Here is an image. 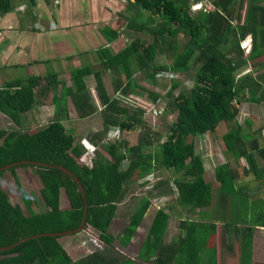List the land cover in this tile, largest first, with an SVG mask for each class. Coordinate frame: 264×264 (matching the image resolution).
I'll return each mask as SVG.
<instances>
[{
  "label": "trees",
  "instance_id": "obj_1",
  "mask_svg": "<svg viewBox=\"0 0 264 264\" xmlns=\"http://www.w3.org/2000/svg\"><path fill=\"white\" fill-rule=\"evenodd\" d=\"M212 1L215 10L190 12L185 0H126L123 12L130 13L123 15L126 26L137 31H149L152 40L142 45L141 40L135 37L115 53L106 48L98 51L103 70H120L126 78L124 84L118 79L113 86L114 91L122 93H125L126 87L131 90L133 85L129 59L133 60L135 69L142 71L147 80H153L158 71L184 72L188 69L189 61L199 63L193 74V84L185 92L179 91L173 96L172 91L178 83L176 80L170 82L165 95L170 97L167 106L174 113V119L166 127L162 139L153 132L156 145L152 152L142 153V148L150 146L152 141L146 135H139L137 142L132 145L124 140L100 142L105 155L95 152L93 158L89 159V165L81 159L84 148L74 144L73 135L61 120L67 118V98L78 118L93 113L94 106L86 90L84 77L92 75L96 99L101 106V132H94L89 138L93 146L94 140L100 141L101 134L109 127L129 130L132 126L139 125L143 113L140 107H126L116 98L109 97L100 78V70H91L89 65L70 68L68 86L63 80L57 79L53 71L42 75L31 74L24 78L16 77L0 86V113L14 125H18L22 115L39 102L37 97H46L48 94L54 116L45 125L31 132L0 129V166L29 160L69 169L78 178L87 203L84 226L88 225L97 231V238L106 247V251L111 248L112 240L107 227L115 215L117 204L122 201L134 180L156 168L171 169L176 174L173 185L178 205L188 211L210 205L211 187L203 178L202 160L194 152L191 138L214 131L221 121L232 122V126L220 135L224 152L233 160L242 158L245 161L241 174L245 175L249 171L258 182L264 179V164L258 166L252 153L253 150L264 159V146H259L249 134H240V125L235 120L237 109L234 106L241 99L251 103L264 102V77L259 76L260 74L251 75V71L264 69V0H245L242 21L235 25L231 24L230 17L233 13L238 18L233 8L240 0ZM8 9V0H0V14ZM144 11L147 14L143 16ZM106 29L103 27L102 33L107 41L117 36L116 29H107V32ZM179 34L185 39L180 49L175 51ZM246 35L249 36V49L243 56V49L238 45ZM163 49L171 52L169 66L154 64L152 61L154 54ZM244 65H249L251 70L239 74L238 70ZM245 141H249L248 148H245ZM119 148H123V152H118ZM126 159L127 164L122 167ZM15 167L7 170L11 173L26 214L17 204L8 202L5 192L0 188V246L35 233L70 230L79 224L81 197L75 183L66 173L54 168L35 166V173L40 180L38 194L46 207L45 210L35 212L32 209V203L35 202L22 192L13 171ZM213 169L218 186L215 194L217 198L212 204H218L221 208L220 217L225 219L226 227L237 230L235 222L245 219L248 233L241 243L249 247L252 226H264V208L259 211L247 201L250 191L246 184L234 188L235 184H242L236 183L239 171L237 167L224 161ZM61 188L68 201V206L64 208H60L58 203ZM237 194L241 198L233 199L237 200V204L233 202L230 210L226 204H230L229 198ZM240 203L243 209L237 214ZM148 204L145 196L137 201L118 237L122 245L125 246L132 237ZM223 205L226 206L224 210ZM256 216L258 218H254ZM167 218L168 214L162 208L155 210L140 243L137 257L143 259L142 253L152 248L154 255L151 254L150 257L155 263L169 264L177 261L181 264H195L198 251L194 248V243L203 245L214 226L195 222L193 219L179 220L182 235L178 233L169 243L163 244L161 236ZM103 249V255L92 251L85 257L72 261L57 237L38 236L1 251L0 264L132 263L126 257H106Z\"/></svg>",
  "mask_w": 264,
  "mask_h": 264
},
{
  "label": "rangeland",
  "instance_id": "obj_2",
  "mask_svg": "<svg viewBox=\"0 0 264 264\" xmlns=\"http://www.w3.org/2000/svg\"><path fill=\"white\" fill-rule=\"evenodd\" d=\"M119 1L122 4L126 2V0ZM244 2V0H240L237 4H234V6H236L234 8L239 9L241 5L244 6ZM146 12L147 11H144L143 16L147 14ZM112 21H114V18L112 19ZM237 21L241 22V19L239 20L238 18ZM125 22L126 18H119L116 23H112V25L115 26V29L117 31L116 33L118 35L117 37H119L118 40L122 47L128 44L135 37H138L141 40L142 45H146V43L152 40L151 33L149 31H137L135 29H132L131 27L126 26ZM235 24L236 23H233V25ZM107 29L111 30L110 28ZM101 34L103 35L102 30ZM184 39L185 37L181 36V34L178 35L175 51H178L180 49ZM238 46L239 48H243L242 55H246L249 48V39L247 37L241 39ZM78 47H82V45L80 46L79 44ZM74 49L76 51V49L78 48L75 46ZM111 50L112 49H109L110 52ZM92 53H94V55L93 57H90ZM99 53L100 52L95 54V52H91L89 55V52H87L85 53L86 55H74V57H72L73 59L71 61V67H69L68 69L72 67L89 65L91 70H100V78L103 82L108 96L116 98L121 104H124L126 107H140L143 110V113L140 117L141 123L139 125L132 126L129 130L118 129L116 128V126L109 127V129H107L104 134H101L102 138L100 139V141L97 139L94 140L95 145L92 152H88V154H85V151L88 150L89 146L87 144H82L83 139H85L87 143L91 144L89 139L90 134L94 132H101L102 125L100 115L101 106L96 99L94 91V79L92 75L84 77L86 90L88 92V95L90 96L91 104L94 106L93 113L91 115H88V118H86V120H80L78 119V117H76L74 108L72 109L73 106L68 105L69 114L71 117L64 118L61 121L65 128H68L70 130L69 132L73 134L74 144H79L84 148L83 156L86 155V157H83L82 160L85 163H88V165L89 159L91 160L93 158L95 152H101V154L105 155L101 147V143L104 142H116L119 140H124L128 145H132L137 142L139 135H146V138H149L152 143L148 147H143L142 153L152 152V150H155L156 141L154 139L153 132H156L160 136L159 138L162 139L165 134L166 127L174 119V113L169 111V107L167 106L170 97H167L165 95L170 82L172 80H176L178 83V85L172 91L173 96L176 95L179 91L185 92L192 86L193 74L196 67L199 65L198 62L189 61L188 69L184 72L164 70V72L168 73L167 76L163 77L154 75L153 80H147L145 79L142 71L135 69L133 60L131 61V59H129L128 61L131 62L130 67L133 71L131 75L133 85L131 90L126 87L125 93H122L121 91H114L113 86L116 84V80L118 79H120L121 83L124 84V82H126V78L123 76L120 70H103L98 58ZM171 57V52H169V50L163 49L162 51L154 54V58L152 61L154 64H164L166 66H169ZM52 67V65H44V70L39 68L35 70L34 73L43 74L52 71ZM247 70L251 69L250 66L246 65L245 68H240L238 70L240 72L238 73L243 74ZM27 71L28 70L26 69L19 70L18 68L12 69L7 67V69H5V72H0V86L2 78L7 79L9 78V76L24 78L31 74H34ZM59 73H62V71ZM155 74H157V72ZM257 74H260L259 76L264 77V69H261L260 71H251L252 76H256ZM236 76L238 75L236 74ZM57 77V79L61 78L60 76ZM62 78L65 80H69L67 78V74H64ZM262 81L264 85V79ZM48 93L50 92L48 91ZM37 98L40 102L41 97ZM234 106L237 109L235 120L240 125V134H249L251 138L255 139L258 145L264 146V102L251 103L241 99L239 103H234ZM53 117L52 106L50 105L48 94L46 97H42V104L36 105L35 107L31 108L30 111L22 115V118L20 119L18 125H14L4 114L0 113V129H20L22 131L31 132L45 125ZM231 126L232 122L225 123L221 121L217 124L214 131L205 132L203 134H200L199 136H194L191 138L194 152L198 154L202 160V166L204 169L203 178L205 181L209 182L211 187V203L205 208L207 209L208 207H212V200L215 198L214 196L217 191L218 183L215 181L213 168L215 165L221 162L228 161L230 166L237 167L239 170L236 180L237 182H235L240 184L242 183L241 185L235 184L234 188L245 186L244 184H246V186L249 188L248 191H251L250 187H252L253 190L249 193L251 194V196L249 197L251 198L249 202L252 207H254L255 209H260L259 211H261V209L264 208V181L258 184L256 182V179L252 177V174L249 171H247L245 175L241 174V169L246 164L245 161L242 158L238 159L237 161L233 160L231 159L230 155L225 153L223 150L220 135ZM248 143L249 141H245V148L247 147ZM123 150V148H119L118 152H123ZM252 153L254 154L257 165H263L264 159L257 155L253 150ZM126 162L127 159L123 161L122 167L126 166ZM13 171L17 177V181L24 195L28 198L31 197V199L35 202V204L32 203V209L35 212H37L38 210H45L46 207L43 205L38 194L40 180L35 173V166L20 165L15 167ZM175 175L176 174L171 169L156 168L142 178L134 180L131 183V185L129 186L130 188L125 193L122 201L117 204L115 215L109 222L107 227V232L112 236L110 245L111 248H109V250L106 251V247L103 246V244L98 240L97 231L86 225L82 230L76 233L65 234L58 238V241H60V245L64 249L65 253L72 261H74L76 259L85 257L92 251H97L102 254L101 250L104 248L103 253L106 257L114 256L118 259H122L124 257L132 259V263L129 261H125L123 264H167L166 262L155 263L153 259H151V254L154 255L152 248L147 249L146 251H144V253H142L144 257L143 259L138 258L136 254L139 249L140 243L143 241L146 234L151 216L157 208H162L168 214L167 225L165 226V229L161 236V242L163 243L169 241L170 238H175L176 234L178 232H181V229L179 228V226H177V222L179 219H187L189 217L191 219L195 218L193 212L188 211L187 208L178 205L175 201V197L177 195L176 189L173 185V179L176 178ZM254 184L255 186L258 184V186L254 188ZM0 188L5 192L8 202L10 204H17L21 208L22 212L26 214V210L24 208L25 206L21 200L18 190L14 185L11 173L7 170H5L2 174L0 173ZM59 190L60 193L58 197V203L66 204L67 207L68 201L64 198L65 194L62 188ZM142 196H145L148 199L149 204L140 222L138 223V226L134 230L132 237L129 238V241L124 246L118 241V237L120 236V233L124 226L127 224L128 218L132 213V210L135 207L137 201ZM240 196L239 194H237V196H232L229 198L230 204L227 203L226 205L230 210H232L233 208V202H237L236 199V201H233V199ZM22 197L24 198V196ZM249 198H247V201ZM242 209L243 206L240 203L237 209V214H240ZM195 210L196 209H194V211ZM254 218H258V216ZM120 240H123V238H121ZM242 247L243 246H241V248ZM244 249L245 247L241 249V252ZM147 254H149V257H147ZM169 264L181 263L175 261L170 262Z\"/></svg>",
  "mask_w": 264,
  "mask_h": 264
},
{
  "label": "crops",
  "instance_id": "obj_3",
  "mask_svg": "<svg viewBox=\"0 0 264 264\" xmlns=\"http://www.w3.org/2000/svg\"><path fill=\"white\" fill-rule=\"evenodd\" d=\"M8 3V11L0 14V72H5V69L9 67L26 69L27 72L34 73L39 68L44 70V65H52L56 78L60 76L59 80H63L68 86L69 80L62 77L67 74L68 78V68L71 67L74 55H86L87 52L89 55L91 52L97 54L101 48L112 49L111 52L115 53L122 48L118 35L111 41H107L101 34L103 27L115 29L112 23H116L119 18L127 15L123 12L125 3L122 4L119 0H8ZM244 8L245 2L239 9L233 8L241 21ZM113 18L115 22L112 21ZM238 18L232 13L231 24L237 23ZM245 37L249 39L248 35ZM79 44L82 47H78ZM75 46L78 48L76 51ZM93 55L94 53L90 57ZM61 71L62 73H59ZM34 74L42 75V73ZM13 78L16 77L2 78L1 85ZM39 104H42V97L33 107ZM50 105L52 106L51 103ZM68 105L72 104L67 98V117L69 118L71 116ZM86 118L88 117L78 119L86 120ZM263 181L264 179L259 182L256 180L258 184ZM258 184L256 186L254 184V188ZM250 189L253 190L252 187ZM250 196L251 194L248 193L247 198ZM216 198L215 196L212 201L215 202ZM59 207L64 208L66 204H59ZM225 208L226 206L223 205L222 209ZM195 209L191 211L195 216L193 220H197L195 222L214 226L203 245L194 243V248L198 251L195 264H264V226L257 224L252 226L250 246L247 247L245 243H241L248 233L245 229L247 224L243 221L235 222L237 230H233L225 226L226 221L220 217L222 210L218 204H212V207L207 209L205 207ZM247 212H249L248 209ZM177 226H179L178 222ZM178 233L182 235L183 231ZM170 240L162 243L167 244ZM241 246L245 247L242 252Z\"/></svg>",
  "mask_w": 264,
  "mask_h": 264
},
{
  "label": "water",
  "instance_id": "obj_4",
  "mask_svg": "<svg viewBox=\"0 0 264 264\" xmlns=\"http://www.w3.org/2000/svg\"><path fill=\"white\" fill-rule=\"evenodd\" d=\"M33 165V166H43V167H49V168H54V169H58L61 170L62 172L66 173L75 183L77 190L79 191L80 197H81V201H82V213H81V219L79 224L70 230H64L62 232H44V233H35L23 238H20L14 242H12L11 244L8 245H3L0 246V252L4 251V250H8L14 246H16L17 244L27 240V239H31L34 237H38V236H55V237H60L62 235L65 234H72V233H76L80 230L83 229L84 227V222H85V215H86V207H87V203L85 200V196H84V192H83V188L81 186V184L79 183L78 178L67 168L62 167L60 165H52V164H48V163H44V162H40V161H29V160H20V161H15V162H11L5 165L0 166V171H5L10 167H15V166H20V165Z\"/></svg>",
  "mask_w": 264,
  "mask_h": 264
},
{
  "label": "built area",
  "instance_id": "obj_5",
  "mask_svg": "<svg viewBox=\"0 0 264 264\" xmlns=\"http://www.w3.org/2000/svg\"><path fill=\"white\" fill-rule=\"evenodd\" d=\"M185 2H186V4H187V6H188V10L190 11V12H195V11H199V10H201V11H205V12H208V11H213V10H215V6H214V4H213V2H212V0H185ZM243 49V48H242ZM249 49V48H248ZM167 72H164V71H159V72H157V74H154L155 76H167ZM82 144H84V145H88L89 147H88V150H86L85 151V154H88V152L89 153H91L92 152V150H93V145L92 144H89V143H87L86 142V140L85 139H83V142H82ZM83 157H86V155L85 156H83V153H82V155H81V159L83 158ZM85 163V162H84ZM89 163H90V160H89ZM85 164H87L88 165V163H85Z\"/></svg>",
  "mask_w": 264,
  "mask_h": 264
}]
</instances>
